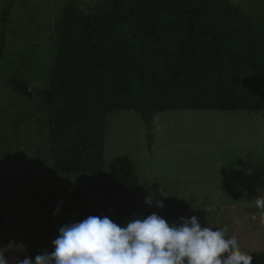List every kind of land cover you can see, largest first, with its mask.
<instances>
[{"label":"trees","instance_id":"obj_1","mask_svg":"<svg viewBox=\"0 0 264 264\" xmlns=\"http://www.w3.org/2000/svg\"><path fill=\"white\" fill-rule=\"evenodd\" d=\"M15 1L2 11L1 26ZM54 41L47 84L36 91L47 152L55 173L97 177L58 200L94 197L92 216L120 224L138 214L140 186L130 157L116 156L104 170L109 111L134 110L148 122L174 109L264 110V23L230 0H96L87 12L66 0ZM4 50L1 33L0 59ZM8 83L31 98L25 81L11 76ZM188 208L171 196L163 218L172 223ZM2 221L0 212V234ZM250 254L252 264H264V250Z\"/></svg>","mask_w":264,"mask_h":264},{"label":"rangeland","instance_id":"obj_2","mask_svg":"<svg viewBox=\"0 0 264 264\" xmlns=\"http://www.w3.org/2000/svg\"><path fill=\"white\" fill-rule=\"evenodd\" d=\"M230 1L264 23V0ZM65 2L16 0L5 25L0 24L5 42L0 59V251L13 264L50 253L59 227L93 213L94 197L58 202L74 189L95 184L97 177L52 170L46 115L36 94L48 81ZM95 2L77 0L86 12ZM9 3L0 0V17ZM11 76L28 84L31 98L11 87ZM124 154L138 176V214L163 218L155 201L176 196L189 206L184 217L198 216L202 227L227 225L226 235L237 236L245 252L264 250V221L255 207L257 196H264V110L174 109L154 113L148 122L134 110H112L106 115L104 170ZM149 190L155 193L151 206L144 202Z\"/></svg>","mask_w":264,"mask_h":264},{"label":"clouds","instance_id":"obj_3","mask_svg":"<svg viewBox=\"0 0 264 264\" xmlns=\"http://www.w3.org/2000/svg\"><path fill=\"white\" fill-rule=\"evenodd\" d=\"M154 195L149 190L145 204L151 206ZM155 205L163 208L164 202ZM255 207L264 221V196H257ZM228 231L227 225L202 227L196 215L168 223L156 213L134 214L120 224L107 215H90L59 227L50 253L25 256L15 264H252L253 256ZM0 264H13L3 251Z\"/></svg>","mask_w":264,"mask_h":264}]
</instances>
